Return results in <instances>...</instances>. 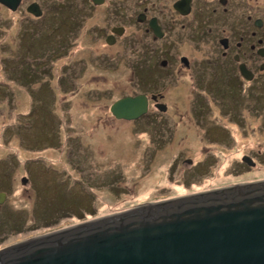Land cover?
<instances>
[{
  "label": "rangeland",
  "instance_id": "1",
  "mask_svg": "<svg viewBox=\"0 0 264 264\" xmlns=\"http://www.w3.org/2000/svg\"><path fill=\"white\" fill-rule=\"evenodd\" d=\"M51 48L58 45L36 37L29 51L47 61L57 86L66 59L52 57ZM81 48L71 46V63L64 70L71 88L65 81L63 89L50 85L37 93L17 94L26 98L22 111L33 106L34 121H22V132L30 141L22 145L20 158L22 166L25 156L33 159L25 165L31 168L33 188L25 189L22 172L13 174L14 184L5 181H9L11 210L0 229V248L142 203L264 179V110L247 111L245 122L239 124L227 120L216 100L210 106L199 104L193 111L186 101L178 109L184 118L176 116L179 123L175 125L169 119L163 121L166 114L159 106L152 108L150 117L116 119L111 104L146 88L138 47L130 60L124 45L113 51L103 46L102 57L116 59L117 65L97 67L93 59L95 69L82 68ZM109 49L114 56L107 55ZM202 75L200 81L207 83L209 74ZM179 97L178 91L169 95ZM37 98L41 101L34 102ZM169 102L173 105L175 100ZM5 150L0 139V155ZM245 154L253 156L256 164L241 166Z\"/></svg>",
  "mask_w": 264,
  "mask_h": 264
},
{
  "label": "flooded vegetation",
  "instance_id": "2",
  "mask_svg": "<svg viewBox=\"0 0 264 264\" xmlns=\"http://www.w3.org/2000/svg\"><path fill=\"white\" fill-rule=\"evenodd\" d=\"M36 37L57 44L51 48L52 57L66 59L57 86L47 61L29 51ZM73 45L82 47L84 69L95 64L93 59L97 67L117 65L116 59L102 57L103 46L113 51L124 45L130 60L138 47L146 88L124 96L146 94L149 109L137 119H116L150 117L152 108L159 106L166 114L163 121L175 125L176 116L184 118L178 109L186 101L193 111L216 100L227 120L239 124L253 108L264 110V0H20L15 8L0 2V139L7 149L0 155V229L11 210L5 181L14 184L13 174L22 172L25 189L33 188L31 168L25 166L33 159L25 156L24 166L20 159L22 145L30 141L22 132V121H34L33 106L22 111L26 98L17 94L37 93L50 85L63 89L65 81L71 88L64 70L71 63ZM110 49L107 55L113 54ZM8 52L10 57L5 56ZM203 73L209 74L207 83L200 81ZM70 88L66 85V91ZM177 91L179 98H169ZM246 156L250 155H244L241 166L249 165Z\"/></svg>",
  "mask_w": 264,
  "mask_h": 264
},
{
  "label": "water",
  "instance_id": "3",
  "mask_svg": "<svg viewBox=\"0 0 264 264\" xmlns=\"http://www.w3.org/2000/svg\"><path fill=\"white\" fill-rule=\"evenodd\" d=\"M19 1L0 0L12 8ZM148 109L144 93L110 106L115 117L127 120ZM244 160L256 164L250 156ZM0 264H264V179L146 202L30 235L0 248Z\"/></svg>",
  "mask_w": 264,
  "mask_h": 264
},
{
  "label": "trees",
  "instance_id": "4",
  "mask_svg": "<svg viewBox=\"0 0 264 264\" xmlns=\"http://www.w3.org/2000/svg\"><path fill=\"white\" fill-rule=\"evenodd\" d=\"M138 52H139V49H138ZM142 76L144 77V72H143ZM139 77L141 78V76H139Z\"/></svg>",
  "mask_w": 264,
  "mask_h": 264
},
{
  "label": "clouds",
  "instance_id": "5",
  "mask_svg": "<svg viewBox=\"0 0 264 264\" xmlns=\"http://www.w3.org/2000/svg\"><path fill=\"white\" fill-rule=\"evenodd\" d=\"M192 160V159H191Z\"/></svg>",
  "mask_w": 264,
  "mask_h": 264
}]
</instances>
